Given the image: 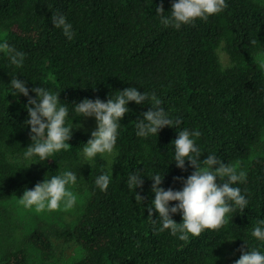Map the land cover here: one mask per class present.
I'll list each match as a JSON object with an SVG mask.
<instances>
[{"label":"trees","instance_id":"16d2710c","mask_svg":"<svg viewBox=\"0 0 264 264\" xmlns=\"http://www.w3.org/2000/svg\"><path fill=\"white\" fill-rule=\"evenodd\" d=\"M161 2L164 15L171 16L175 0H0V30L10 46L25 54L23 66L17 67L0 53V205L45 178L67 169L75 173L74 191L88 190L89 198L77 225L64 229L60 238L69 256L82 249L74 264H235L244 242L264 254V241L252 236L264 220L263 155L253 158L246 182L233 185L246 196L247 208L228 214V223L218 230L180 240V233L158 231L161 225L158 220L154 225L153 218L159 214L150 217L147 212L155 198L149 177L165 175L161 187L182 190L175 178L186 179L195 170L187 160V171L176 166L172 142L178 130L201 132L196 138L201 160L214 154L234 165L250 160L256 148L264 149V68L259 57L264 52V3L226 0L222 12L177 29L161 23L156 12ZM57 13L72 24L71 40L52 25L51 16ZM220 50L231 60L227 67ZM16 77L26 81L32 98H37L34 87L60 93L69 109L66 126H78L84 118L74 103L85 98L107 102L129 87L155 93L169 118L180 124L139 137L137 119L151 102L132 101L120 121L114 154L108 159L97 155L86 173L80 162L91 133L81 127H73L69 150L47 161L25 159L32 143L25 124L28 97L12 94ZM137 170L144 175L143 187L136 189L144 202L126 184ZM104 173L113 174L106 191L95 183ZM173 219L183 222L180 213ZM32 242L44 261L55 260L58 243L44 230H36ZM0 264L34 263L29 249L21 247L9 250Z\"/></svg>","mask_w":264,"mask_h":264},{"label":"clouds","instance_id":"9594fccd","mask_svg":"<svg viewBox=\"0 0 264 264\" xmlns=\"http://www.w3.org/2000/svg\"><path fill=\"white\" fill-rule=\"evenodd\" d=\"M227 7L226 0H175L172 4L171 16H166L163 3L156 7L157 15L161 17V23L165 26H174L179 29L183 24H190L196 19L207 20L209 16L222 12ZM54 27L63 30V34L69 40L74 36L73 26L67 18L60 13L51 16ZM255 43V41H253ZM0 53L6 54L13 65L22 67L25 54L10 46L4 39L0 42ZM264 68V61L260 62ZM11 90L14 96L22 94L28 97L27 108L29 118L25 124L30 126L32 143L26 148L25 159L38 156L47 161L49 157L61 150H69L72 146L68 141L73 137V127L80 128L82 125L66 126V118L69 115L67 104L60 100V93H53L44 87H34L32 92L37 98L29 95L26 81L12 78ZM144 104L150 101L148 111L141 113L137 119V136L149 137L158 135L164 127L178 129L179 120L169 118L166 110L161 107V101L155 93H141L136 87H129L123 91H117V95H110L107 102L97 98L83 99L80 103H74L75 112L81 117H95L97 129L91 133V138L84 144L83 157L91 161L97 154H111L115 148L120 121L129 113V102ZM199 130H178V137L172 142L174 145V161L176 166L184 171L185 161L195 170L186 179L176 177L184 186L182 190H167L161 185L165 175L154 174L149 177L154 181L151 191L155 198L147 207L148 216L153 218V224L159 221L161 227L158 231L171 230L173 235L180 233V240H187L189 235L200 236L205 230H218L228 223V214L237 211L243 212L248 205L246 196L241 193L239 187H233L238 183L246 182L247 173L243 169L231 163H224L216 155L209 154L201 160V150L196 144V138L200 137ZM90 164V163H89ZM112 173H104L95 180L96 185L106 191L111 183ZM219 178L220 183H217ZM77 176L72 171H63L58 175L47 178L36 184L34 189H26L19 203L27 208L35 207L37 212L44 210L64 211L73 209L78 196L71 190L76 185ZM129 189L142 188L144 175L141 170L129 175L126 182ZM136 200L143 201L145 197L136 191ZM170 202H178L171 205ZM231 202V203H230ZM180 213L182 223L173 219V214ZM264 220L254 227L252 236L257 240L264 241ZM246 246V248H245ZM247 249V250H246ZM240 258L235 264H264V254L253 248L244 246L239 249Z\"/></svg>","mask_w":264,"mask_h":264},{"label":"rangeland","instance_id":"374dc122","mask_svg":"<svg viewBox=\"0 0 264 264\" xmlns=\"http://www.w3.org/2000/svg\"><path fill=\"white\" fill-rule=\"evenodd\" d=\"M259 1L264 3V0ZM4 39H6V32L0 30V42ZM220 57L225 67L231 64L230 58L223 50H220ZM259 57L264 61V52H262ZM79 124L82 125L81 128L88 131V133H92L97 129V121L95 117H84ZM113 154L114 153H105L97 155H102L107 158ZM262 155L264 156V149L258 147L253 152V157L250 160L235 163L234 165L237 166L238 169H243L247 173L253 158ZM81 157L80 168L82 172L86 173L91 168L95 157L91 161H87L83 157V152ZM65 171H69V169ZM71 190L78 196V202L76 206L69 211H64L63 206H61L60 210H44L37 212L35 207L27 208L19 203V199L22 198L23 195L1 203L0 260L9 250H15L21 247H27L29 249L31 253V261L34 264H74L75 260L82 257L83 252L80 248H77L76 251L69 256L68 252L65 250L63 241L60 239L64 229L74 228L82 218L89 198L88 190L83 193H77L74 191V186H71ZM39 229L44 230L52 237V239H54L56 244L58 243L56 258L53 262L44 261L40 250L33 245L32 235ZM233 246L234 243L230 240L228 242V248L232 249Z\"/></svg>","mask_w":264,"mask_h":264}]
</instances>
